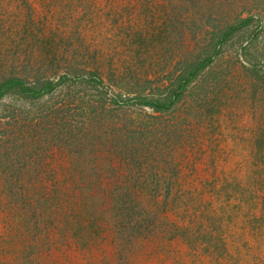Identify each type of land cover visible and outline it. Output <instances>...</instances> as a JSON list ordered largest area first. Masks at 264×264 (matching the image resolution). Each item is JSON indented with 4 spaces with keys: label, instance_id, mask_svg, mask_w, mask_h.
Wrapping results in <instances>:
<instances>
[{
    "label": "rangeland",
    "instance_id": "rangeland-1",
    "mask_svg": "<svg viewBox=\"0 0 264 264\" xmlns=\"http://www.w3.org/2000/svg\"><path fill=\"white\" fill-rule=\"evenodd\" d=\"M10 72L54 87L0 98V264H264V0H0Z\"/></svg>",
    "mask_w": 264,
    "mask_h": 264
},
{
    "label": "trees",
    "instance_id": "trees-1",
    "mask_svg": "<svg viewBox=\"0 0 264 264\" xmlns=\"http://www.w3.org/2000/svg\"><path fill=\"white\" fill-rule=\"evenodd\" d=\"M250 20V17L240 19V22L238 24H240L242 21L241 24L246 25L250 22ZM234 27L233 25L229 24L225 26L213 27L215 29L217 28V31H214L215 33H213L212 38L209 40L210 44H208V48H206V46L204 48L203 46L202 50H199L198 53L192 56V59L190 61H186L185 64L177 71V73L171 80V86H166L164 98H160L158 95L153 97L150 95L147 96V94H138L134 99L143 106L147 105L155 111H161L168 108L170 104L174 102V100H177V98L180 97L182 89H185L188 84L194 80L199 71L207 67L208 64L212 62L214 55L217 53V48L221 44H224L226 42ZM210 46H212V48ZM53 87L54 83L47 79H39L34 82H26L24 79L15 75L13 72H10L1 79L0 98H2L4 95H11L15 99L30 100L31 102L35 103L42 96L51 93L53 91ZM113 97L116 98L114 102L119 101L117 99V95H113ZM37 200L39 199H34L31 201V203H33L34 201L38 203ZM70 203H68L67 206L66 203L59 206V208L61 209L59 211L64 212L65 215L68 213V215L70 214V216L74 218L72 223L75 225V227L71 226L70 228L74 231H78V229L82 227L80 226V218L82 216L86 217V215H82L81 213H79V210H81V208L77 207V202H72L73 207L69 206ZM87 214L91 218L95 219V215H93V213ZM132 220H134V218ZM85 224L86 225L84 226V229L87 230L89 234L92 232L91 229H96L95 225L92 226V223L89 222V220ZM146 225H143V227H145ZM98 229H102L101 225H98Z\"/></svg>",
    "mask_w": 264,
    "mask_h": 264
}]
</instances>
